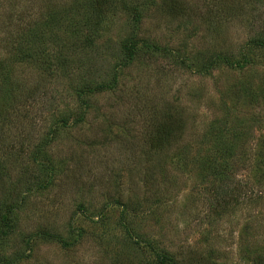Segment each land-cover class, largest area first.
Here are the masks:
<instances>
[{"label": "rangeland", "instance_id": "1", "mask_svg": "<svg viewBox=\"0 0 264 264\" xmlns=\"http://www.w3.org/2000/svg\"><path fill=\"white\" fill-rule=\"evenodd\" d=\"M91 1L0 0V201L23 199L2 255L31 246L18 264H264V49L251 46L264 0H179L197 17L185 24L171 0H127L137 24L121 5L97 18ZM168 117L180 129L152 150ZM222 182L238 198L227 207Z\"/></svg>", "mask_w": 264, "mask_h": 264}, {"label": "trees", "instance_id": "2", "mask_svg": "<svg viewBox=\"0 0 264 264\" xmlns=\"http://www.w3.org/2000/svg\"><path fill=\"white\" fill-rule=\"evenodd\" d=\"M172 3H170V7L172 8V11L170 13V18L172 20H176L179 23L185 24V22L190 21L193 22L194 19H196L197 17L195 16V13H192V9L190 8V6L183 2V1H179V0H171ZM127 0H93L91 1L89 8L92 9V13L94 15H97V18L100 17H104L108 14L113 13L116 9H119V6L121 5V9L123 11H127L128 13H130L132 15V21L137 24L138 22L141 21V14L139 13L138 9L126 4ZM220 2L217 1V7L219 6ZM226 11L224 10H220L219 8H217V15L216 16V23L218 25H220L223 22H228V20H231L232 16L230 15V11L229 9L226 7ZM61 14L60 13H55L54 15H50V17H52L55 22H60V18H61ZM208 16L211 19V15L210 12L208 13ZM209 18H206V20H208ZM219 19V21H218ZM63 20V18H62ZM29 31H32L31 29H29ZM38 35V37L40 36V32L36 34V36ZM33 36V35H32ZM262 37H258L255 38V40L252 41L251 46H253V48H260V49H264V34L261 35ZM40 39V38H39ZM137 40L134 38V36L131 34L129 35L127 38H125L122 42H121V51L122 53L124 52V54L126 55L128 62H131L134 58L135 55L137 54ZM147 49H152V53H159L160 51H164V49L158 48V46L156 45H146ZM29 50H31L29 48ZM22 54H26L25 51L21 52ZM25 57V55H23ZM27 56V55H26ZM61 64V63H59ZM213 65V62L208 63V65L205 67V71H209L211 69ZM235 66H242L239 64H234ZM105 89V85L100 84V85H95L94 87L88 88L85 90L84 94H94V93H99L101 90ZM87 107V106H84ZM170 119L172 120V118L170 117ZM168 117V120L166 121V126L164 125H160L156 130L157 133L156 135L152 138V150H158L160 148H162L165 145H168L169 139L172 136V133L176 130H179L180 128H176L175 125L170 122ZM78 123V122H76ZM68 123L66 122H62L61 126H67ZM34 162L35 159H34ZM212 165L210 166V171H215L216 173L219 172V169H215V168H211ZM219 175H222L219 172ZM49 183V182H48ZM223 184V182H222ZM49 185V184H47ZM46 185V187H47ZM228 184L224 183L223 187L225 189L222 190V194H219L217 197L222 198L223 202L222 205L227 207L228 205H230L232 202L229 201V199H233L234 201H236L238 198L237 197H233L232 194L234 191H232L231 189H229L230 187H227ZM22 201L23 199L20 197V192H15L14 195L12 197L9 198V201H4L1 202L0 201V264H18L21 261H25L27 259L30 258V252H31V241L30 238L28 237L25 241L24 244L29 247V251L26 255L23 254H18L16 253L14 256L11 257H5L2 255V244L5 242H8L9 239H12L13 236L15 235V233L18 231V214L22 208ZM6 202V203H5ZM40 235L42 236V238L45 240V242L47 243H55V244H59L61 245L63 248H68V244L67 242L63 241L62 238L60 236L54 235L49 233L48 231H43V232H39ZM27 249V248H26ZM158 261L160 264H177L173 258L170 257H166L164 255H158L157 256Z\"/></svg>", "mask_w": 264, "mask_h": 264}]
</instances>
